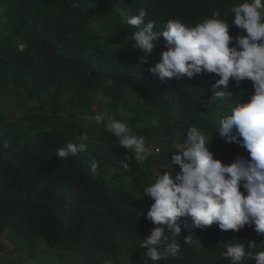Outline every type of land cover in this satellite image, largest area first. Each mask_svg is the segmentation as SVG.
I'll list each match as a JSON object with an SVG mask.
<instances>
[{
    "label": "trees",
    "instance_id": "obj_1",
    "mask_svg": "<svg viewBox=\"0 0 264 264\" xmlns=\"http://www.w3.org/2000/svg\"><path fill=\"white\" fill-rule=\"evenodd\" d=\"M243 2L0 0V244L6 239L22 258L11 261L0 245V264H28L24 260L43 243L57 264H102L119 250L134 264H231L221 253L236 240L246 248L255 242V251H264V235L254 226L236 232L213 224L192 230L193 243L184 244L189 232L183 221H191L181 218L177 255L159 262L146 258L140 244L157 225L147 220L154 201L144 196V188L155 181L152 167L171 158L167 161L162 150L155 160L128 162L124 156L131 153L111 132L85 124L88 117L95 121L94 115L107 112L144 136L153 150L182 144L187 130L196 127L210 139L214 134L211 151L224 164L238 155L249 158L241 144L226 143L215 131L237 103L250 101L252 82L245 79L237 86L230 79L222 90L233 95L212 99L215 74L161 81L148 68L160 62L163 44L143 63L145 54L132 40L138 28L125 23L141 7L155 31L176 19L195 26L215 11L231 23V7ZM240 32L234 24L229 28L231 36ZM153 118L159 127L151 125ZM69 141L87 144V151L56 156ZM93 159L98 162L95 178Z\"/></svg>",
    "mask_w": 264,
    "mask_h": 264
},
{
    "label": "clouds",
    "instance_id": "obj_2",
    "mask_svg": "<svg viewBox=\"0 0 264 264\" xmlns=\"http://www.w3.org/2000/svg\"><path fill=\"white\" fill-rule=\"evenodd\" d=\"M230 11L234 15L231 23L215 11L195 26L176 19L169 20L162 31H155V22H146L148 13L141 7L125 23L138 28L132 40L135 48L145 54L141 57L143 63L158 43L163 44L160 62L148 68L161 81L193 78L204 72L215 74L219 79L211 87L212 99L233 95L222 90L228 88L230 79L237 86L245 79L252 82L254 92L250 101L237 103L229 115L218 121L215 131L226 143L241 144L249 158L238 155L230 164H224L211 151L214 134L210 139L196 127L187 130L182 144L153 150L146 147L144 136L134 134L132 128L114 115L107 112L94 115L96 123L117 138L119 147L131 153L124 160L144 163L150 157L155 160L162 150L167 161L171 158L167 165L158 166L167 170H157L155 181L144 188V196L154 201L147 220L157 227L140 247L147 249L144 256L153 262L179 252L181 218L191 221H183V229L189 232L183 236L184 244L193 243L192 230H205L213 224L220 230L236 232L254 226L258 235H264V0H244ZM232 24L241 30L239 35L229 34ZM151 125L159 127V121L153 118ZM87 147L85 143L69 141L57 149L56 156L75 157L86 152ZM173 165L179 171H174ZM97 170L98 162L93 159L90 164L93 178ZM236 241L225 244L226 251L221 256L230 258L231 264L253 259L256 264H264V251H255V242H249L246 248Z\"/></svg>",
    "mask_w": 264,
    "mask_h": 264
},
{
    "label": "rangeland",
    "instance_id": "obj_3",
    "mask_svg": "<svg viewBox=\"0 0 264 264\" xmlns=\"http://www.w3.org/2000/svg\"><path fill=\"white\" fill-rule=\"evenodd\" d=\"M9 103L10 101L7 104L9 105ZM94 117L92 119H94ZM89 118L90 117L86 119L85 124H87L88 127L91 129L92 127L96 125V121H89ZM157 170H165V169H159L157 165L153 166L152 171L155 177H156ZM1 243L3 245L2 246L0 244L1 254L3 256L11 258V261L15 263L17 261H22V258L17 253H13V250L11 248L12 245L6 239L2 238ZM121 253H122L121 250H119L114 258L107 260L102 264H134L133 262L128 260V257L126 256L120 257ZM24 261L28 264H57L58 263V260L55 254H53L50 248H48L44 243L41 244L39 249L36 250V253L34 254V256L29 257L28 259H25ZM144 261H146V259H144Z\"/></svg>",
    "mask_w": 264,
    "mask_h": 264
}]
</instances>
